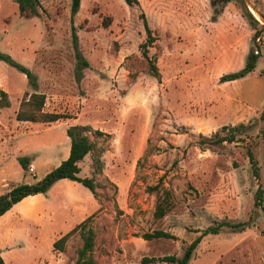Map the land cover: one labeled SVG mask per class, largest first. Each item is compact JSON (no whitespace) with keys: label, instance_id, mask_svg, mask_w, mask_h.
<instances>
[{"label":"rangeland","instance_id":"obj_1","mask_svg":"<svg viewBox=\"0 0 264 264\" xmlns=\"http://www.w3.org/2000/svg\"><path fill=\"white\" fill-rule=\"evenodd\" d=\"M211 1L219 2L138 0L129 7L124 0H80L71 18V0H39L38 16L27 17L14 0H0V54L36 79L32 86L0 61V87L7 94L0 98V195L41 180L67 159V123L92 129L95 149L79 162V177L93 178L98 193L97 202L80 184L61 181L15 204L0 216L3 264H72L79 238L62 255L53 252V243L99 207L92 223L98 264L180 259L219 222L250 226L204 236L188 264H264V213L253 200L258 186L264 197V0L214 7ZM246 8L257 25L249 24ZM143 20L156 39L148 56L158 78L139 50L146 40ZM250 51L258 55L254 70L221 82L245 66ZM77 54L87 66L78 67ZM33 92L45 96L46 112L69 118L18 122L23 94ZM236 126L235 142L208 144L215 133L231 132L222 127ZM247 149L257 161L258 180ZM157 184L171 193V211L162 219L154 218L156 195L147 191ZM155 230L175 238L142 239Z\"/></svg>","mask_w":264,"mask_h":264},{"label":"trees","instance_id":"obj_2","mask_svg":"<svg viewBox=\"0 0 264 264\" xmlns=\"http://www.w3.org/2000/svg\"><path fill=\"white\" fill-rule=\"evenodd\" d=\"M18 6V11L20 16H38L39 0H14ZM233 0H219L211 1V6H217L221 4L228 3ZM125 4L129 7H137L139 5L138 0H124ZM80 7V0H71L70 5V15L71 18L75 16ZM220 12V10H215V13ZM245 16L251 26L258 24L254 16L246 8ZM143 28L145 30L146 40L139 45V50L141 56L147 61L151 73L154 77H159L156 65L152 59L149 58V48L155 42V38L151 35V30L149 29L145 20H143ZM259 32L255 31L254 39L258 38ZM73 45L76 50V37L73 34ZM78 60V67L87 66V63L76 55ZM258 55L254 51H250L247 56L245 66L237 73H232L224 75L220 78L221 82H233L244 78L250 74L257 62ZM0 61L17 68L20 72L25 74L29 81V84L36 86V79L31 73L24 67L14 63L9 56L0 54ZM7 94L0 88V98L5 99ZM7 105V103H5ZM45 106V96L42 93H24L21 101L19 102L18 109L15 113V119L18 122H31V123H42L51 124L59 120L69 118L65 114L60 113H50L44 110ZM264 120V109L262 111L261 117ZM223 130H229L231 132L225 135H219L215 133L212 138L208 139V144L211 146L221 147L223 143H233L234 141V131L240 132V126L228 128L222 127ZM92 130L90 127L85 126H72L68 127L66 130V135L70 139V149L69 155L66 160L62 161L56 168L48 172L41 180L33 184H19L13 187L9 192L0 195V216L4 215L8 210L12 208L15 204L22 201L24 198L29 196H34L37 194H43L48 191V189L59 180H69L76 182L86 188L97 200L98 193L97 185L93 178H81L79 177L80 168L78 163L81 162L89 153L93 152L95 149V142L88 135V132ZM97 136L102 135L101 132L95 131ZM247 158L251 168L253 177L258 180L259 170L257 166V161L255 160L253 153L250 149H247ZM97 162V161H96ZM98 163V162H97ZM20 164L23 168L29 167V162L26 159L20 160ZM147 191L149 193H154L156 195V204L154 209V218L162 219L165 217L172 208L171 193L160 184L153 187H148ZM254 207L259 208L264 213V197L263 191L260 186L257 187L254 197ZM101 211L99 207L92 215L87 217L83 222L75 226L70 232L61 238L57 239L53 243V252L64 253L67 248V243L73 238H79L80 244L74 249V258L72 264H98L96 258V239H97V229L92 225L94 218ZM250 226L247 223L230 224L228 222L215 223L213 226L208 227L204 230L198 237H196L188 246L182 258L178 259L175 256H164L161 258H143L141 264H151L156 262H165L169 264H188L191 255L201 239L207 235H216L223 228H230L232 230L241 231L245 227ZM175 236L164 232L161 230H155L151 233H146L142 235V239L145 241H157L161 239H174ZM0 264L3 261L0 256Z\"/></svg>","mask_w":264,"mask_h":264},{"label":"crops","instance_id":"obj_3","mask_svg":"<svg viewBox=\"0 0 264 264\" xmlns=\"http://www.w3.org/2000/svg\"><path fill=\"white\" fill-rule=\"evenodd\" d=\"M0 88H1V87H0ZM3 91H4V90H3ZM4 92H5V91H4ZM5 93H6V92H5ZM68 127H70V126H69L68 123H67V127H66V128H68ZM83 160H84V159H83ZM78 164H79V163H78ZM61 181H66V182H68L67 184H70V182H72V181H69V180H66V179L59 180V181H57V182H61ZM57 182H55V183H57ZM34 183H35V182H34ZM55 183H54V184H55ZM32 184H33V183H32ZM54 184H53V185H54ZM67 186H68L69 188L72 187V186H70V185H67ZM69 188H68V189H69ZM11 189H12V188H11ZM11 189H10V190H11ZM49 189H50V188H49ZM10 190H8L7 192H9ZM69 190H70V189H69ZM7 192H6V193H7ZM4 194H5V193H4ZM37 195H39V194H37ZM34 196H35V195H34ZM29 197H33V196H29ZM26 198H27V197H26ZM24 199H25V198H24ZM20 202H21V201H20ZM12 207H13V206H12ZM38 215H39V214H38ZM38 215H37V216L35 217V219H34L35 222L37 221V217H38ZM21 217H22V218H26V217H24V216H21ZM70 241H71V240H70ZM70 241H69V242H70ZM69 242H68V243H69ZM68 243H67V246H68ZM66 250H67V248H66ZM65 252H66V251H65ZM65 252H64V253H65ZM54 253H55V252H54ZM56 253H57V252H56ZM57 254H58V255H62L63 253H57Z\"/></svg>","mask_w":264,"mask_h":264},{"label":"built area","instance_id":"obj_4","mask_svg":"<svg viewBox=\"0 0 264 264\" xmlns=\"http://www.w3.org/2000/svg\"><path fill=\"white\" fill-rule=\"evenodd\" d=\"M28 172L32 173V172H33V167L30 166V167L28 168Z\"/></svg>","mask_w":264,"mask_h":264}]
</instances>
